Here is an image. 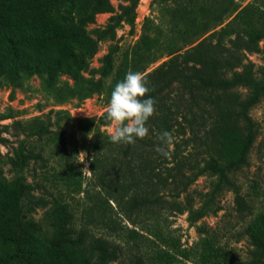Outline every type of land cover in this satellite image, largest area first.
Masks as SVG:
<instances>
[{
  "label": "trees",
  "instance_id": "16d2710c",
  "mask_svg": "<svg viewBox=\"0 0 264 264\" xmlns=\"http://www.w3.org/2000/svg\"><path fill=\"white\" fill-rule=\"evenodd\" d=\"M175 1L177 7L172 11L169 32L178 34L182 44L163 39V30L146 19L139 37L123 52L115 67L114 51L104 57L103 73L111 76L109 96L129 70L143 72L149 87L154 89L149 95L157 101L156 113L147 122L148 137L125 144L101 136V127L111 123L106 120V109L87 121L93 134L87 151L93 153L95 162H101L102 151L108 149L112 155L110 166L115 168L117 178L120 169L128 171L131 179H116L118 195H110L118 203L126 204L129 211L162 204V191L166 189L177 195L186 192L183 205L173 204L179 213L186 212L187 219L194 224L207 215L217 214L221 209L217 198L224 189L234 191L239 213L250 209L233 173L248 164V154L257 136V126L249 111L264 100V69L255 70L247 55L258 53L264 59V44L260 43L264 42V0H252L237 10L225 26L179 52L180 45L209 31L236 5L235 0ZM66 2L67 6L60 9ZM111 9L110 0H0V77L22 87L23 73L38 74L45 78L48 88L60 73L79 78L86 67L79 49L93 45L85 27L96 14ZM163 53L170 57L145 72ZM12 125L18 138L17 145L11 147L12 154L7 155V163L14 172L10 177L3 170L0 154V264L116 261L118 245L83 227H75L67 203L36 196L35 185L16 173L31 160L43 164L44 144L62 134L51 128L49 115L27 122L15 120ZM164 131L177 132L181 144L191 146L194 152L184 154L176 149L181 145L177 143L170 156L173 164L168 166V158L156 151ZM20 135L24 137L20 139ZM31 137L34 139L29 140ZM8 142L0 133V144ZM135 154L143 159L132 167L128 157ZM202 175L210 177L209 188L199 193L195 206L188 188ZM128 188L133 193L126 199ZM39 207L45 208V224L33 217ZM196 229L202 235L198 264L232 263V251L217 245L215 236L208 235L203 225H196ZM244 233L252 246L247 263L264 264V213L250 221ZM179 253L189 255L185 249ZM170 256L165 253L167 264ZM127 264L142 262L136 257Z\"/></svg>",
  "mask_w": 264,
  "mask_h": 264
},
{
  "label": "rangeland",
  "instance_id": "374dc122",
  "mask_svg": "<svg viewBox=\"0 0 264 264\" xmlns=\"http://www.w3.org/2000/svg\"><path fill=\"white\" fill-rule=\"evenodd\" d=\"M251 1L235 0L234 11L224 15L209 31L180 45L177 51L194 45L211 31L225 26L237 10ZM110 2L111 11L96 14L85 27L93 45L79 49V54L86 61V67L79 78L60 73L51 88H48L45 78L38 74L23 73L22 87L0 77V133L9 139L6 145L0 144L5 174L8 177L14 174L11 165L7 163V155L12 154V145H17L18 137L15 135L13 121L27 122L35 117L44 118L48 114L51 128L58 129L62 134L58 139L44 144L43 164L31 160L27 167L18 169L16 173L35 185L36 196L67 203L73 213L75 227H83L118 245V258L111 264H127L136 257L141 259L142 264H167L164 261L167 260V257L164 258L165 253L172 255L168 264H198L202 235L198 233L196 225H203L208 235L215 236L217 245L232 251L234 258L229 264H248L252 246L244 229L258 214L264 213V100L249 111L257 126V136L248 154V164L233 173L240 194L250 207L249 211L238 212L232 189H224L218 196L221 209L217 214L207 215L194 224L187 219L186 212L179 213L173 204L177 202L183 205L186 192L177 195L175 191L166 189L162 191V204L129 211L126 204L118 203L111 196L118 195L115 186L117 180L127 182L131 179L128 171L120 169L117 178L115 168L110 166L112 155L108 149L102 151L101 162H95L93 153L87 151L93 136L87 121L100 116L107 109L111 97L107 92L111 76L103 73L104 57L106 53L114 51L112 57L115 67L123 52L139 37L141 25L146 19L163 30V39H174L176 43L182 41L178 34L169 32L172 11L177 7L175 0ZM66 6L67 2L60 9ZM260 43L264 44L263 41ZM247 55L254 63L255 70L264 69L261 54ZM169 57L170 54H161L145 72ZM112 128L111 123L102 126L101 136H110ZM173 136L175 139L169 148L171 153L177 143H183L177 132H173ZM23 137L19 136L20 139ZM176 149L184 154L194 152L191 146L184 144ZM137 155L128 157L132 167L143 159ZM168 161L167 165L171 166L173 161L170 158ZM85 168L89 171L83 170ZM209 182L210 177L202 175L189 186L188 192L194 197L195 206L199 203V193L209 188ZM126 191L124 198L127 199L133 189L128 188ZM44 210L39 207L33 213V217L42 224L46 222L43 218ZM183 249L189 253L188 256L179 253Z\"/></svg>",
  "mask_w": 264,
  "mask_h": 264
},
{
  "label": "clouds",
  "instance_id": "9594fccd",
  "mask_svg": "<svg viewBox=\"0 0 264 264\" xmlns=\"http://www.w3.org/2000/svg\"><path fill=\"white\" fill-rule=\"evenodd\" d=\"M152 91L154 89L149 87L146 75L139 71L129 70L124 79L115 85L106 113V120L113 125L109 136L111 142L134 144L137 139L148 137L149 128L146 125L156 113L157 103L149 95ZM159 139L161 144L156 151L163 157L170 158L169 148L175 139L173 134L164 131ZM83 170L89 171L87 168Z\"/></svg>",
  "mask_w": 264,
  "mask_h": 264
}]
</instances>
